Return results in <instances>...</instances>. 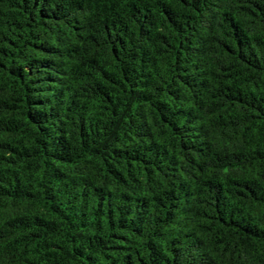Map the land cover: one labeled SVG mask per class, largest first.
Masks as SVG:
<instances>
[{
    "label": "trees",
    "instance_id": "obj_1",
    "mask_svg": "<svg viewBox=\"0 0 264 264\" xmlns=\"http://www.w3.org/2000/svg\"><path fill=\"white\" fill-rule=\"evenodd\" d=\"M0 264H264V0H0Z\"/></svg>",
    "mask_w": 264,
    "mask_h": 264
}]
</instances>
